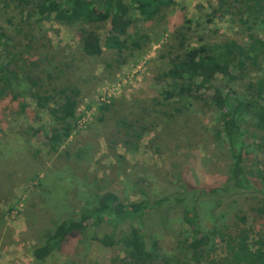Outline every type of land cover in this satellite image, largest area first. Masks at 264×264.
<instances>
[{
    "label": "trees",
    "instance_id": "16d2710c",
    "mask_svg": "<svg viewBox=\"0 0 264 264\" xmlns=\"http://www.w3.org/2000/svg\"><path fill=\"white\" fill-rule=\"evenodd\" d=\"M8 1L0 3L8 8ZM15 1H19L21 21L29 15L38 27L40 21L54 19L76 29L83 56L100 58L109 51L122 64L125 53L141 51L149 40L148 35L133 33L134 26L140 21L161 23L178 6L177 0ZM210 10L208 23L230 21L238 36L211 41L198 36L197 43H191L194 19L185 18L188 27L170 32L174 45H165L167 55L162 56L168 60V69L154 79L158 91L143 114L152 111L168 126V121L175 122L196 104L209 109L216 117L215 140L227 161L226 181L218 187L196 189L180 176L177 196L151 199L143 193L141 201L124 202L113 190L97 193L94 204L82 209L77 218L56 224L44 236L42 246L33 251L37 263L46 264L63 253L72 238L108 225L110 232L96 231L92 239L106 249L119 248L122 256L113 258L112 264H264V0H218ZM29 27L24 34L30 37L26 47L0 32V101L9 95L24 99L27 94L16 92L15 85L37 78L31 97L52 116L48 142L50 150L58 152L79 127L82 91L74 85H59L60 74L45 71L43 78L36 75L39 59L22 58L21 52L32 50L31 44L37 42L34 34L40 28ZM22 33L18 28L17 34ZM111 102L108 99L100 112H109ZM143 114L133 122L117 116L118 133L134 152L150 130ZM234 196L255 201L250 214L243 209L232 214L224 211L223 204ZM203 200H212L215 206L207 205L206 214L218 220L211 228L204 225L198 210ZM179 204L183 226L176 239L172 236L176 252L169 254L152 227L167 229L174 217L169 211Z\"/></svg>",
    "mask_w": 264,
    "mask_h": 264
},
{
    "label": "rangeland",
    "instance_id": "374dc122",
    "mask_svg": "<svg viewBox=\"0 0 264 264\" xmlns=\"http://www.w3.org/2000/svg\"><path fill=\"white\" fill-rule=\"evenodd\" d=\"M8 2V8L0 3V32L26 47L29 24L32 29L39 27L32 50H19L22 58L39 59L40 69L34 70L39 78L45 71L60 74L59 85H74L82 95L79 127L58 152H52L48 142L52 116L31 97L37 78L15 85L16 92L27 94L24 99L9 95L0 101V264H39L33 251L42 246L44 236L56 224L77 218L82 209L94 204L97 193L113 190L124 202L141 201L144 194L151 199L177 196L180 176L196 189L218 187L226 181L227 161L215 140L216 117L209 109L196 104L175 122L168 121V126L152 111L143 114L158 91L154 79L168 69V60L162 56L167 55L165 45H174L170 32L188 27L185 18L194 19L191 43H197L198 36L210 41L238 36L230 21L207 22L210 7L218 0H177L178 6L161 23L138 22L132 32L148 35L149 40L141 51L125 53V64L109 51L100 58L83 56L75 28L54 19L40 21L37 27L26 14L21 21L19 1ZM18 28L22 34H17ZM45 88L50 89L47 82ZM108 99L111 110L100 112ZM141 114L150 130L134 152L124 144L116 122L122 116L133 122ZM245 199L232 197L223 204L224 211L232 214L243 209L250 214L255 201ZM209 204L215 207L212 200L200 201L198 210L204 225L211 228L218 220L206 214ZM181 206L170 209L174 217L167 229L152 227L169 254L176 252L174 238L183 226ZM96 231L102 234L111 228L104 225ZM96 231L72 238L63 253L46 264H112L122 254L119 248L106 249L94 241Z\"/></svg>",
    "mask_w": 264,
    "mask_h": 264
},
{
    "label": "built area",
    "instance_id": "2783aa9c",
    "mask_svg": "<svg viewBox=\"0 0 264 264\" xmlns=\"http://www.w3.org/2000/svg\"><path fill=\"white\" fill-rule=\"evenodd\" d=\"M102 100H105V98H103Z\"/></svg>",
    "mask_w": 264,
    "mask_h": 264
}]
</instances>
